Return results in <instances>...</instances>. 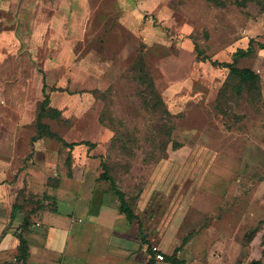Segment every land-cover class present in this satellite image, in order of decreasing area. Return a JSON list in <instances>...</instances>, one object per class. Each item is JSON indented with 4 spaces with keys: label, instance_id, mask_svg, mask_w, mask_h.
Listing matches in <instances>:
<instances>
[{
    "label": "rangeland",
    "instance_id": "374dc122",
    "mask_svg": "<svg viewBox=\"0 0 264 264\" xmlns=\"http://www.w3.org/2000/svg\"><path fill=\"white\" fill-rule=\"evenodd\" d=\"M25 1L0 0V164L16 174L32 144L43 97L31 80L30 28L20 17ZM87 4L77 47L82 62L110 60L115 79L95 90L91 103L72 100L61 106L59 118L43 121L63 139L103 144L102 159L136 214L116 222L132 238L122 246L139 244L137 262L152 259L150 247L156 245L163 255L178 248L187 264H264V3L167 0L162 15L139 11L148 32L134 39L118 0ZM127 41L134 50L121 60ZM249 44L253 53L237 65L260 75V95L230 88L223 106L215 107L228 69L211 60L231 61L237 48ZM140 48L172 116L164 115V105L146 106L144 86L126 71L127 57ZM25 191L19 190L21 198ZM90 235L84 237L87 245ZM151 264L168 263L154 257Z\"/></svg>",
    "mask_w": 264,
    "mask_h": 264
},
{
    "label": "crops",
    "instance_id": "0c3cea01",
    "mask_svg": "<svg viewBox=\"0 0 264 264\" xmlns=\"http://www.w3.org/2000/svg\"><path fill=\"white\" fill-rule=\"evenodd\" d=\"M118 2L122 23L132 39L137 33L144 36L148 32L141 26L139 11L150 8L162 15L168 7L167 0ZM23 6L20 17L30 28V58L35 63L30 67L31 80L40 94L43 96L44 89L50 106L60 116L64 113L61 106L72 100L86 104L94 101V91L108 88L116 72L109 70L110 60L91 59L96 66L82 62L77 47L89 18L85 14L87 0H26ZM129 42L119 52L121 60L134 50ZM84 56L88 61L90 53ZM65 138L73 143L71 147L46 136L33 140L17 174L12 167L4 172L7 167L0 164V264H147L136 261L137 240L128 250L122 245L132 238L122 226L115 228L116 222L123 223L126 218L116 209L109 185L98 178L103 144ZM24 187L27 196L21 198L18 192ZM28 212V256L23 262L15 256L19 240L14 232ZM87 233L91 234L90 245L84 239ZM72 238L78 240L73 246ZM116 250L131 256L121 257Z\"/></svg>",
    "mask_w": 264,
    "mask_h": 264
},
{
    "label": "trees",
    "instance_id": "16d2710c",
    "mask_svg": "<svg viewBox=\"0 0 264 264\" xmlns=\"http://www.w3.org/2000/svg\"><path fill=\"white\" fill-rule=\"evenodd\" d=\"M248 2H256L259 5L263 4V0H237L239 5H246ZM252 41V40H251ZM260 48H264V45L260 44ZM253 53V48L249 44L247 48H237L231 54V61H217L211 60L212 65H219L226 67L228 69V74L218 89L217 96L215 99V107L219 108L223 106L224 101L226 100V96L228 94L227 91L230 88H233L236 94H241L245 90L250 93L253 91L257 92V95H260L261 90V77L260 75L252 68L247 66H238L237 61L240 57H244ZM198 56L201 60L207 59L205 54H202L201 50L197 51ZM126 71H130L134 74V79L139 82V84L143 85L142 94H144L143 102L148 107L157 108L160 105H164L163 98L160 92L157 90L152 75L149 71V68L144 60L142 55L141 48L135 50V52L127 57L125 61ZM43 97L40 100V103L37 108V112L35 115V126H36V134L32 136V141L36 138H40L46 136L48 138H52L57 140L63 146L71 147L73 143L65 141L61 136H59L56 132L52 131L46 122L43 121L45 117L51 118H59L60 113L50 106L49 104V96L45 93L44 89L42 90ZM165 107V105H164ZM163 107V112L165 116H172V114L167 110V108ZM86 144L91 145L92 143L86 141ZM102 171L100 172L98 178L105 183H107L110 187L112 193L116 196L119 204L118 210L120 213H123L125 218L128 221H131L136 218V214L134 213L131 205L129 204V200L125 194V192L120 189L114 180V177L109 172V166L107 162L103 159L100 162ZM68 169L70 168V164L67 162ZM14 209L16 206H13ZM13 207L11 217H13ZM30 212L26 213L23 217L22 223L19 226L18 231L15 236L19 240V244L17 246L16 258L18 261L25 262L28 256V235L30 233ZM149 247V246H148ZM151 249V247H150ZM178 248H175L171 254L163 255L165 257L168 264H187L186 260L180 258L177 255ZM150 260H148L147 264H151L154 259V254L152 253Z\"/></svg>",
    "mask_w": 264,
    "mask_h": 264
},
{
    "label": "built area",
    "instance_id": "2783aa9c",
    "mask_svg": "<svg viewBox=\"0 0 264 264\" xmlns=\"http://www.w3.org/2000/svg\"><path fill=\"white\" fill-rule=\"evenodd\" d=\"M151 251L153 252L154 257H155L157 260H161V259H163V254L160 252L158 246H156V245L151 246Z\"/></svg>",
    "mask_w": 264,
    "mask_h": 264
}]
</instances>
